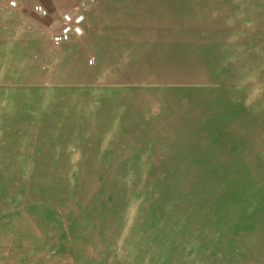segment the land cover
Listing matches in <instances>:
<instances>
[{
  "label": "rangeland",
  "instance_id": "rangeland-1",
  "mask_svg": "<svg viewBox=\"0 0 264 264\" xmlns=\"http://www.w3.org/2000/svg\"><path fill=\"white\" fill-rule=\"evenodd\" d=\"M89 1L0 0V264H264V0H93L32 47Z\"/></svg>",
  "mask_w": 264,
  "mask_h": 264
},
{
  "label": "built area",
  "instance_id": "built-area-1",
  "mask_svg": "<svg viewBox=\"0 0 264 264\" xmlns=\"http://www.w3.org/2000/svg\"><path fill=\"white\" fill-rule=\"evenodd\" d=\"M22 0H8V7L11 10H17ZM95 2L90 0L81 5L78 12H63L60 19V30L53 36V43L56 45H67L73 39H80L85 34L86 14ZM33 12L41 19H48L50 12L48 8L41 3L33 5ZM95 59L92 58L89 62L93 65Z\"/></svg>",
  "mask_w": 264,
  "mask_h": 264
},
{
  "label": "bare ground",
  "instance_id": "bare-ground-1",
  "mask_svg": "<svg viewBox=\"0 0 264 264\" xmlns=\"http://www.w3.org/2000/svg\"><path fill=\"white\" fill-rule=\"evenodd\" d=\"M235 162V161H234ZM206 177V176H205ZM204 177V178H205ZM79 178V177H78ZM221 181V180H220ZM84 184V183H83ZM212 184H209V185H207L206 186V190H208L209 189V187L211 186ZM211 190H213L212 189V187H210V191ZM219 192H220V190H217V191H215V192H212L214 195H211V197H213L214 199H217L218 198V196H219ZM201 194V193H200ZM220 195H221V192H220ZM226 196V195H225ZM210 197V198H211ZM220 197V196H219ZM223 201V200H222ZM230 201V200H229ZM236 205H239V203H238V201L237 200H235V206ZM233 206V205H232ZM190 210V209H189ZM218 210V209H217ZM233 210V209H232ZM231 210V211H232ZM213 216H218V213L217 212H219V211H214L213 210ZM227 212L229 213V210H227ZM226 212V213H227ZM221 213H222V211L219 213V218H221L222 216H221ZM231 214H233V212L231 213ZM225 218V217H224ZM219 219H217L216 221H218ZM209 227H208V230L210 231V234L212 235V234H214L215 232H217V227L215 226V223L213 222V221H210L209 223ZM207 226V225H206ZM233 226H231L230 224L228 225V226H226L225 228H224V230H223V234H222V237L219 239V241H218V244H223V246H222V248L223 249H226V250H232V248L231 247H233V246H235V245H238V243L237 244H233V241L231 240V236L234 234V231H233ZM246 229H248L247 228V225H245V231H244V237L243 238H241V240H240V242H239V244L240 245H242V246H246V242H247V244H248V246H249V240H250V237L254 234V236H256L255 235V232L254 231H251V232H249L248 230H246ZM241 237V236H240ZM253 238H256V237H253ZM259 242H260V244H263L264 243V239H262L261 241L259 240ZM244 251H247V250H244Z\"/></svg>",
  "mask_w": 264,
  "mask_h": 264
},
{
  "label": "crops",
  "instance_id": "crops-1",
  "mask_svg": "<svg viewBox=\"0 0 264 264\" xmlns=\"http://www.w3.org/2000/svg\"><path fill=\"white\" fill-rule=\"evenodd\" d=\"M19 8H20V6H19ZM32 11H33V9H32ZM35 15L36 14L33 12L32 14H30L29 18H30V20H32L33 23L37 24L38 27H41V29L40 28L36 29V35L38 37L40 35H42L44 37V39H41V38L36 39L35 42L32 44V47H34V49L36 48L38 50L39 48L43 49V48H45L47 46H49V47L52 46L55 49H60V48H62V46H65V45H56V44L53 43V40H52L53 36L55 34H57L59 32V30H60V19H61V15L62 14H59L57 16L58 20H57V23L54 26H48L49 23H48L47 20H45V19H41V20L40 19H36Z\"/></svg>",
  "mask_w": 264,
  "mask_h": 264
}]
</instances>
